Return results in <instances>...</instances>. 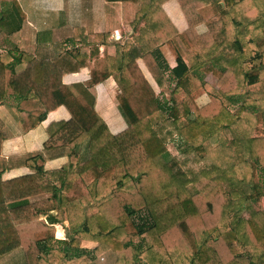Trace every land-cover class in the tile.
Returning <instances> with one entry per match:
<instances>
[{"label":"trees","instance_id":"trees-1","mask_svg":"<svg viewBox=\"0 0 264 264\" xmlns=\"http://www.w3.org/2000/svg\"><path fill=\"white\" fill-rule=\"evenodd\" d=\"M164 1L167 0H106L108 3L140 4L136 22L145 19L147 25L153 27L149 34L151 41L167 44L174 51L178 48L189 60L190 68L179 58L178 67L172 70L177 86L188 88L180 104L163 105L135 61L128 59L121 61L115 72L112 59L106 58L105 70L93 71L92 82L83 91L78 86L63 84L65 71L59 64L19 53L16 39L15 51L19 54L10 52L0 56V64L5 65L6 89L13 91L19 99L36 101L44 109L32 123V129L50 112L62 106L72 116L67 122H53L47 129V150L58 147L70 149L69 163L61 171L65 177L59 186L44 188L39 175L4 183L0 173V259L20 250L24 258L22 264H91L94 258L79 247L78 240L56 239L53 228L41 219V215L48 213L50 223L69 221L74 234L97 243L96 253L114 252L117 255L115 264H137L140 252L132 244L133 238L137 237L144 239L152 264H160L164 256H177L178 261L184 264H197L200 258L205 259L204 264H264V212L252 210L248 220L235 216L228 225L229 211L236 206L229 200L220 179L208 170L190 179L184 178L168 160L166 143L155 130L158 119L165 114L175 123L182 117L195 114L197 119H214L232 130L237 126L240 128L241 118L227 111L221 96L227 97L249 85L250 76L246 74L241 80L239 74L246 73L250 62L259 57L264 59V50H256L252 45L246 55H240L234 49L233 59L227 65L222 60L224 46L218 49L215 43L223 33L227 36L224 44L230 39L228 15L222 11L220 20L209 22L208 32L199 35L196 27L204 21L201 12L207 2L181 0L189 29L179 34L169 20L166 25L154 15L163 12L161 5ZM215 1L217 4H232L233 7L241 5L248 10L255 3H263ZM16 7L20 11L17 28L20 31L25 14L19 5ZM10 20L8 18V22ZM15 34L13 30L11 37L14 38ZM246 45L248 47L250 43L246 42ZM218 59L224 66V70L217 74L220 93L211 94V103L200 108L197 97L203 90L210 92L211 89L193 73ZM24 62L29 65L27 70L17 74V66ZM154 63H148V67L159 81L156 69L162 67L157 61ZM111 76L116 77L122 88L119 108L129 124L125 131L115 135L95 110V87ZM258 96L251 106L262 117L264 94ZM240 114L250 123L257 119L256 115L244 110ZM5 139L1 126L0 155ZM86 141L88 157L84 161L80 159L77 148ZM249 146L253 158L264 168V137L250 140ZM79 168L92 176H89L87 208L77 196H69L70 189L76 188L75 179L79 173L75 172ZM51 191L53 197L48 200L29 201ZM58 193L61 194V206L58 214L53 215L54 199L58 198ZM239 208L244 209L242 205ZM143 212L147 214L148 221L137 224L134 217ZM58 245L63 247L58 248ZM244 250H248L249 255L243 253Z\"/></svg>","mask_w":264,"mask_h":264},{"label":"crops","instance_id":"crops-1","mask_svg":"<svg viewBox=\"0 0 264 264\" xmlns=\"http://www.w3.org/2000/svg\"><path fill=\"white\" fill-rule=\"evenodd\" d=\"M180 1L162 2L163 12H156L154 15H157L158 20L164 24L169 20L175 30L179 34H183L189 29V22L183 13ZM204 1L207 2L201 12L204 21L196 27L199 35L208 32L209 22L216 23L220 20L222 11L228 15L230 39L224 44L223 41L227 36L223 33L215 43V48L219 49L220 46H224L222 60H225L227 65L233 59L234 49H237L240 55H246L247 49L252 45L256 50H264V0H251L263 3L262 5L255 3L250 10L242 8L241 5L233 7L232 4L224 2L217 4L215 0ZM18 5L25 14L20 31H17L20 23V11L16 7ZM140 8L141 5L136 3H108L106 0H0V56L3 57L10 52L12 55L24 53L37 60H51L55 64H59L65 71L63 84L78 86L83 91L91 84L93 71L99 73L105 70L106 58L112 59V70L115 69V72L117 65H120L124 59H128L135 61L156 96H163L166 94L165 92L169 91L174 97L170 104L180 103V99L183 100L188 88L177 86V80L173 76L172 70L178 67L179 58L188 68L191 67V64L178 48L174 51L167 44L159 45L151 41L149 34L153 31V27L147 25L145 19L136 22ZM8 18L11 19L10 22H8ZM13 30L16 32L14 38L11 37ZM15 39L18 40L19 53L15 51ZM246 42L250 43L248 47ZM154 61H157L162 67L156 69L159 81L155 79L148 67V63L154 65ZM220 61L221 59L213 60L193 73L211 89L210 92L203 90L197 97L196 102L200 108L211 103V94L218 95L220 93L217 74L224 70ZM248 65L251 67L263 66L264 59L259 57ZM28 66L26 62L20 63L16 68L17 74L25 72ZM248 73L246 71L245 74H239V76L241 80L246 74L250 76L249 88L253 85L251 81L257 80L255 75H259V80L260 76L261 80H264L263 69H257V72H253L256 73L255 75ZM95 89L97 92L95 110L98 115L107 124L112 134L125 131L129 125L120 116L118 109L122 88L116 77H109L98 84ZM240 91L226 96L233 98L238 94L239 97L246 94ZM263 94L264 91L257 92V95ZM231 104H233L232 99ZM43 112L44 109L36 101L19 99L13 91L6 89L5 65L1 63L0 128L3 126L6 135L0 155L2 182L39 175L44 188L52 189V187L59 186L61 180L64 179L65 174L61 171L69 163L70 149L58 147L47 150L45 144L49 140L48 127L53 122H67L71 120L72 116L67 108L62 106L50 112L42 123L32 129V123ZM202 124L203 122H198L197 126ZM241 124L242 126L237 131L241 130L240 136L243 139L239 141V147L243 146L242 153L245 155V160L249 161L253 159L249 142L264 137V126L261 121L255 124L243 121ZM258 127L263 132L255 136L254 132ZM113 128H116L118 132H115ZM235 143L236 140L233 141L232 146ZM87 146L88 142L86 141L77 148L80 159L84 161L88 157ZM231 150L237 151L235 147ZM259 170L264 173V168L256 162V174L259 173ZM81 171L82 168H79L75 172V174L79 173V177L75 179L76 188L75 190L70 189L69 196H77L87 208L88 182L91 175L86 171ZM261 191L263 190L261 189ZM261 193H263L261 197L264 196V192ZM58 195V198L54 199V211L51 213L53 215H57L60 210L61 194L58 193ZM52 197L51 191V193L32 197L29 201L31 203L42 202ZM47 214L41 215V219L53 228L57 240L76 239L83 242V246L84 242L98 245L74 234L69 221L58 220L56 223H50ZM23 261V253L18 250L0 259V264H22Z\"/></svg>","mask_w":264,"mask_h":264},{"label":"rangeland","instance_id":"rangeland-1","mask_svg":"<svg viewBox=\"0 0 264 264\" xmlns=\"http://www.w3.org/2000/svg\"><path fill=\"white\" fill-rule=\"evenodd\" d=\"M257 69L264 70V65L260 67H251L247 64L246 71L249 72L248 74L255 75L256 73L253 72H257ZM255 76H257L256 78L258 81H251V83H253L251 88H249L248 85L241 89L240 92H245V95H240L239 97L238 94L233 98L221 96V101L223 105L225 104L230 114L239 119L241 118V123L243 121L250 123L248 118L240 114L241 111L244 110L245 112L252 113L254 116L256 115L257 119L251 124L261 121L262 126H264V116L261 117L259 111L251 106V102L259 97L257 92L264 91V80H261V76L259 80V75ZM165 93L166 94H163V96L160 95L157 97L163 105L169 104L168 107H170L173 105L170 104V101L173 100L174 97H172L169 91ZM239 98L241 99L236 101ZM176 99L179 100V98ZM231 99L233 100V104H231ZM183 100L180 99L181 102ZM118 109L120 116L125 120L126 124H128L119 107ZM198 122H203L201 127L197 126ZM223 125L224 124L220 121L214 119L212 121L197 119V115L195 114L189 117H182L178 123H175L174 120L170 119L168 114H165L158 119L155 130L166 143L168 160L184 178L190 179L193 175L208 170L211 171L215 177L220 179L222 188L227 193L229 200L232 202V205L235 204L236 206V209H231L229 211V225L235 216L248 220L252 210L255 212H264V196L261 197V194H263L261 192H264V173H262V170H259V173L256 174L255 164L256 162L258 163L256 159L253 158L249 161L245 160V155L242 153L243 146L239 147V141L243 139L242 136H240L241 130L237 132L239 129L238 126L235 130H232L230 127H223ZM113 129L115 132H118L116 128ZM113 129L112 131H114ZM255 130V136L263 132L262 129L259 130V127ZM194 133L198 135L196 136ZM234 140H236V143L232 146ZM228 145L230 146L228 147ZM234 147L237 150L236 152L231 150V148ZM90 178H92V176H90ZM88 184H90V181ZM190 189L194 191L192 186H190ZM261 189L263 191H261ZM241 205L244 207L243 210L239 208ZM147 217V214L143 212L134 217V219L137 224L141 225L148 221ZM78 242L79 247L86 250L91 258H94L91 264L116 263L117 255L114 252L103 251L101 253H96L94 250L98 245L84 242L85 245L83 246V242L80 240H78ZM132 244L137 250L139 249L140 252L137 264H152L148 259L147 246L144 239L138 237L133 238ZM57 247L62 248L63 246L58 245ZM243 253L249 255L248 250H244ZM204 262L205 259L200 258L197 264H204ZM160 264L184 263L178 261L177 256H164Z\"/></svg>","mask_w":264,"mask_h":264}]
</instances>
